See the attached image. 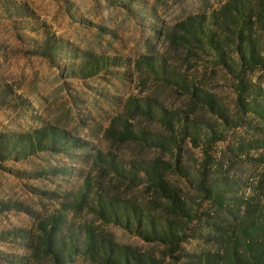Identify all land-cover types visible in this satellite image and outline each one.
Masks as SVG:
<instances>
[{
	"label": "rangeland",
	"instance_id": "374dc122",
	"mask_svg": "<svg viewBox=\"0 0 264 264\" xmlns=\"http://www.w3.org/2000/svg\"><path fill=\"white\" fill-rule=\"evenodd\" d=\"M241 29L264 56V0H0V141L21 148L0 157V264H53L51 230L78 246L71 264H86L88 229L161 255L96 211L100 199L167 217L146 175L157 160L201 217L216 213L204 177L249 194L264 177V118L241 121L237 91L243 78L263 106L264 69L242 65Z\"/></svg>",
	"mask_w": 264,
	"mask_h": 264
},
{
	"label": "trees",
	"instance_id": "16d2710c",
	"mask_svg": "<svg viewBox=\"0 0 264 264\" xmlns=\"http://www.w3.org/2000/svg\"><path fill=\"white\" fill-rule=\"evenodd\" d=\"M246 7L250 9L249 5ZM237 11L240 16L236 15L235 21L240 23L242 10L237 8ZM243 32L241 29L239 35L242 42L238 45L242 65H248L249 70L259 65L264 69V56L256 54L251 40L244 42ZM248 88L247 82L240 78L237 91V104L242 113L240 120L244 121L249 114H259L264 118V104L260 107L256 101L250 102L246 96ZM211 102H208L210 107L221 115L225 126L229 128L235 123L236 128L241 127L240 122L229 120ZM216 135L210 134L208 145L221 141V137ZM41 137L37 134L36 140H31L26 150L33 152L40 147ZM51 139L54 141V135ZM18 143L20 141L14 140L3 147L0 141V157L9 147L12 154L19 153L21 148L18 149ZM250 150L242 146L237 149L247 153ZM108 163L112 166L113 162ZM261 164L264 166V160ZM174 168L181 171L178 161ZM169 169V164L157 160L146 172L153 189L168 199L167 217L159 220L152 214L146 215L133 203L119 205L114 202L103 203L100 199L96 209L103 219L134 233L148 245L161 248V255L115 244L88 229L82 248L86 264H264V177L250 189L249 194L239 196H232V191L225 184L206 183L204 177L199 182V190L216 213L201 217L168 185L165 174ZM205 174L203 172V176ZM43 244L46 256L52 259L53 264H71L78 252V246L69 250L59 244L53 230L45 232Z\"/></svg>",
	"mask_w": 264,
	"mask_h": 264
}]
</instances>
